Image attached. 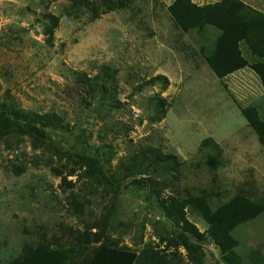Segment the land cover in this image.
<instances>
[{
  "label": "rangeland",
  "instance_id": "1",
  "mask_svg": "<svg viewBox=\"0 0 264 264\" xmlns=\"http://www.w3.org/2000/svg\"><path fill=\"white\" fill-rule=\"evenodd\" d=\"M242 1L264 12V0ZM170 2L132 0L91 19L73 0H0V101L11 97L27 110L54 111L64 124L47 129L38 148L14 131L0 141V264L27 243L69 244L73 237L84 242L83 257L104 242L136 251L145 244L164 247L160 235L171 233L169 220L154 195L144 193L155 182L161 194L209 193L212 206L238 192L264 202V145L239 109L255 105L264 119L260 80L248 67L219 79L198 52L194 32L174 24ZM49 14L58 17L51 34ZM210 29L212 39L216 30ZM241 49L251 60L243 43ZM104 64L116 70L120 107L81 88L82 73L94 75ZM157 74L168 78L165 88L149 82ZM160 98L166 113L158 121L151 114ZM207 137L222 148L216 169L206 162L209 146L200 147ZM146 145L179 157L178 179L175 173L124 174L129 157ZM82 155L107 176L120 175L119 183L110 187L80 173ZM105 217L106 225L99 224ZM188 217L206 228L199 214ZM232 235L244 264H251V248L264 254V212ZM201 246L203 264H222L213 242ZM179 252L185 257L188 251L180 246Z\"/></svg>",
  "mask_w": 264,
  "mask_h": 264
},
{
  "label": "trees",
  "instance_id": "2",
  "mask_svg": "<svg viewBox=\"0 0 264 264\" xmlns=\"http://www.w3.org/2000/svg\"><path fill=\"white\" fill-rule=\"evenodd\" d=\"M132 0H73L77 6L90 13V18H98L101 14L127 6ZM167 10L174 24L183 32H194L198 45V52L204 62L219 78L248 67L259 78L264 90V12H261L242 0H216L198 4L193 0H171ZM70 14V13H68ZM51 29L58 25V17L49 14ZM214 29L215 36L210 39L208 29ZM210 29V30H211ZM241 43L246 46L251 60L247 58ZM81 75V73H80ZM151 83L160 82L165 88L168 78L164 74H157L150 78ZM81 88L86 95L106 100L113 107H120L121 102L114 94L117 85L116 70L106 64L100 65L94 75L82 73ZM225 86V85H224ZM166 101L160 98L155 104L151 117L161 120L166 113ZM239 106V105H238ZM240 112L249 126L255 131L258 140L264 145V119L260 117L255 105L239 106ZM62 118L54 111L36 112L24 109L10 98L0 101V141L4 140L12 131L30 137L33 148L46 141L47 129L63 128ZM209 146L211 153L206 157L210 168L216 169L220 164L222 148L211 137L201 141L200 147ZM80 173L105 182L114 187L119 183L120 175L107 176L101 164L89 156H80ZM182 162L175 154L164 152L160 147L146 145L132 154L125 164L124 174L143 176L152 172L175 173L178 179ZM73 173L74 170L68 171ZM137 182V181H134ZM172 182V181H170ZM158 182L153 183L152 190L144 193L154 195L163 216L169 220L171 233L160 235V240L166 241L164 247L145 244L139 251L122 248L113 243H101L93 251L83 257L80 254L84 242L80 239L68 243L51 244L44 241L27 243L21 254L6 264H203L204 254L201 243L206 240L213 242L219 250L222 264H244L243 257L236 251L237 239L232 235L233 230L241 223L250 221L264 212V202L250 198L242 192L236 193L226 202L217 206L210 203L211 194L201 192L191 193L186 190L183 196L178 192L161 194ZM189 213H197L205 221L204 230L192 223ZM107 223V217L99 224ZM100 233L95 235L94 241L100 240ZM89 233L84 236L88 242ZM188 251L185 257L180 256L179 247ZM173 248V249H171ZM197 252L193 254V252ZM87 257V258H86ZM80 258V260H78ZM85 258V259H83ZM247 258L251 264H264V254L260 248H251Z\"/></svg>",
  "mask_w": 264,
  "mask_h": 264
},
{
  "label": "crops",
  "instance_id": "3",
  "mask_svg": "<svg viewBox=\"0 0 264 264\" xmlns=\"http://www.w3.org/2000/svg\"><path fill=\"white\" fill-rule=\"evenodd\" d=\"M241 70V69H240ZM237 71H239V70H237ZM237 71H235V72H237ZM234 73V72H233ZM233 73H231V74H233Z\"/></svg>",
  "mask_w": 264,
  "mask_h": 264
}]
</instances>
